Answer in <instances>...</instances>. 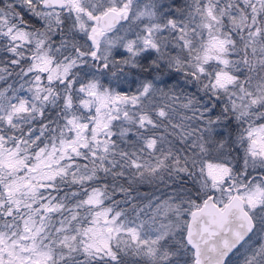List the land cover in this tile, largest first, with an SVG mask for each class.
Wrapping results in <instances>:
<instances>
[{"label":"snow or ice","instance_id":"6c2138e0","mask_svg":"<svg viewBox=\"0 0 264 264\" xmlns=\"http://www.w3.org/2000/svg\"><path fill=\"white\" fill-rule=\"evenodd\" d=\"M261 121L264 0H0V264H264Z\"/></svg>","mask_w":264,"mask_h":264},{"label":"rangeland","instance_id":"374dc122","mask_svg":"<svg viewBox=\"0 0 264 264\" xmlns=\"http://www.w3.org/2000/svg\"><path fill=\"white\" fill-rule=\"evenodd\" d=\"M183 2H184V0H177V3L178 4H182ZM255 83H256V81H253V84H255ZM260 123H264V121H261ZM233 131L235 132V130H233ZM153 191H154V186L152 187V189L150 191H147V192H138L137 193L138 194L137 196H138V198L140 200V204H142L144 206V211L147 213V216L152 215V211L147 207V205H148L149 200L152 199V195L151 194L153 193ZM145 196H147L148 198L147 199H144ZM155 196L164 198L163 190H161V191H155ZM152 208H155V203L152 205ZM147 216L142 215L140 217V219L141 220H145V219H147ZM128 218L129 219H134L135 218V213H132L131 212V214L128 215ZM160 219H161V221H163V217H161ZM136 222L139 223V220H137ZM163 222L166 223L167 221H163ZM232 264H237V262L235 261V259H233Z\"/></svg>","mask_w":264,"mask_h":264},{"label":"trees","instance_id":"16d2710c","mask_svg":"<svg viewBox=\"0 0 264 264\" xmlns=\"http://www.w3.org/2000/svg\"><path fill=\"white\" fill-rule=\"evenodd\" d=\"M255 81V80H254ZM152 187L153 186H148V185H143V186H140V187H138L137 189H136V191H133L132 192V196L135 198L133 201H132V203H137V204H140V200H139V198H138V192H147V191H150L151 189H152ZM117 199H123V197L122 196H117L116 197ZM108 203H110V202H106V204H105V206H107L108 205ZM121 207H129L128 205H121ZM131 214V212H129V215ZM85 226H87V225H85Z\"/></svg>","mask_w":264,"mask_h":264},{"label":"flooded vegetation","instance_id":"af4514ba","mask_svg":"<svg viewBox=\"0 0 264 264\" xmlns=\"http://www.w3.org/2000/svg\"><path fill=\"white\" fill-rule=\"evenodd\" d=\"M233 156H238L239 158H241L240 160H239V163H241L242 164V156H243V152L241 151V152H239V153H233ZM250 174H252V175H256L257 173H250ZM234 259V258H233Z\"/></svg>","mask_w":264,"mask_h":264}]
</instances>
